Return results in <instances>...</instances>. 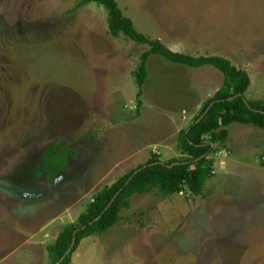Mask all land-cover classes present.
<instances>
[{"label":"rangeland","instance_id":"1","mask_svg":"<svg viewBox=\"0 0 264 264\" xmlns=\"http://www.w3.org/2000/svg\"><path fill=\"white\" fill-rule=\"evenodd\" d=\"M79 1L0 0V264H49L63 228L155 153L120 159L154 143L165 124L154 108L183 104L188 77L207 75L211 89L210 75L223 76L151 55L138 107L134 73L148 46L113 37L107 10H75ZM116 1L172 51L229 59L251 78L247 99L264 100V0ZM230 135L234 153L214 155L201 194L133 195L72 264H264V130L233 123ZM60 142L65 167L44 171L45 150Z\"/></svg>","mask_w":264,"mask_h":264},{"label":"trees","instance_id":"2","mask_svg":"<svg viewBox=\"0 0 264 264\" xmlns=\"http://www.w3.org/2000/svg\"><path fill=\"white\" fill-rule=\"evenodd\" d=\"M93 2L107 10L109 33L113 37H123L148 46L141 54L138 70L134 73L139 89L138 107L141 106L147 61L151 55L192 68L213 66L223 74L224 80L222 87L205 104L195 121L177 136V148L185 157L162 162L160 155L154 153L145 164L98 192L86 211L79 216L78 222L67 224L56 240L46 247L49 264H72V256L84 239L103 235L120 223L121 212L130 208V199L135 194L158 192L161 197L169 198L182 193L185 187L194 194H201L205 182L212 175L214 155L225 146L227 127L231 124H250L264 130V100L247 99L251 78L246 71L238 69L229 59L221 56L194 57L172 51L160 40L138 32L116 0H81L75 10ZM207 136H210L209 141H205ZM64 148V142L48 146L44 153V171L51 172L52 167L61 171L65 167L67 154L62 152ZM74 237L76 242L72 246Z\"/></svg>","mask_w":264,"mask_h":264},{"label":"crops","instance_id":"3","mask_svg":"<svg viewBox=\"0 0 264 264\" xmlns=\"http://www.w3.org/2000/svg\"><path fill=\"white\" fill-rule=\"evenodd\" d=\"M217 75H218L216 76L217 78H215V76L213 75H210L211 76L210 78H212L213 80L211 89H208L207 75L206 78L204 79H201L200 76H196L194 81H189L188 79L190 77H188L186 81L183 82L180 81L181 84L183 83L182 90L184 92L185 102L177 107H173L169 109L163 106L155 107L154 109L160 111L163 117L162 119L165 120V124L155 128L154 135L156 136V138L154 139L155 140L154 143L143 145L142 149H138V150L132 149L131 155L120 157L121 161L130 160V158H132L133 155L136 156L137 153L143 150L145 151L146 149L155 150V153L160 155V160L162 162H168L172 159L184 158L185 156L180 153L179 149L177 148V144L172 142L171 139L175 137L176 134L179 135L181 131L186 130L195 121L196 117L200 114L205 104L222 87L224 77L221 76L220 74ZM147 78H148V71H147ZM142 96L140 100H141V107L143 108L146 106ZM245 125H250V124H245ZM232 127L233 124L227 127L228 139L225 146L222 149L228 150L229 153L231 152V154L233 155L234 150H232L233 145L231 144L232 140L230 135ZM239 131L242 132L241 129H239ZM209 140H210V136H207L205 138V141H209ZM242 153L245 152L243 151ZM149 159L150 157L148 156L145 163Z\"/></svg>","mask_w":264,"mask_h":264},{"label":"built area","instance_id":"4","mask_svg":"<svg viewBox=\"0 0 264 264\" xmlns=\"http://www.w3.org/2000/svg\"><path fill=\"white\" fill-rule=\"evenodd\" d=\"M153 151H155V150H153ZM224 152H225V151H222V152H217V153L221 155V154H222V153H224ZM217 153H216V154H217ZM216 154H215V155H216ZM260 161H261V163L264 165V156L261 158V160H260ZM212 174H215V172H214V171H212Z\"/></svg>","mask_w":264,"mask_h":264},{"label":"water","instance_id":"5","mask_svg":"<svg viewBox=\"0 0 264 264\" xmlns=\"http://www.w3.org/2000/svg\"><path fill=\"white\" fill-rule=\"evenodd\" d=\"M75 242H76V238L74 237L73 242H72V246L75 245Z\"/></svg>","mask_w":264,"mask_h":264}]
</instances>
